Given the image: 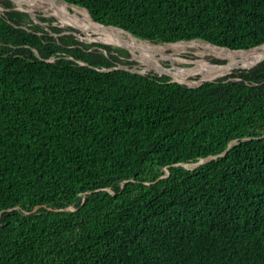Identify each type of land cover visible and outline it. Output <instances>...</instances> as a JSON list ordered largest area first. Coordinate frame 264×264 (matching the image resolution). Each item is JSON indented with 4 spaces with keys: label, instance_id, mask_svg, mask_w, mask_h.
<instances>
[{
    "label": "trees",
    "instance_id": "1",
    "mask_svg": "<svg viewBox=\"0 0 264 264\" xmlns=\"http://www.w3.org/2000/svg\"><path fill=\"white\" fill-rule=\"evenodd\" d=\"M60 1L156 45H264V0ZM0 7V264H264V62L189 87Z\"/></svg>",
    "mask_w": 264,
    "mask_h": 264
},
{
    "label": "bare ground",
    "instance_id": "2",
    "mask_svg": "<svg viewBox=\"0 0 264 264\" xmlns=\"http://www.w3.org/2000/svg\"><path fill=\"white\" fill-rule=\"evenodd\" d=\"M18 2H21V0H17ZM29 5H36L37 7L41 6L42 9L46 10V11H52L54 16H57L60 18L61 23L64 26H72L73 28H77V29H81L83 32H85V34H87V38L91 39V40H96L97 42H103L106 44H111L112 46H119V47H125L126 49H128L130 52L134 53V56L136 57L137 54L135 53L136 49L141 50L144 55L140 56L142 59H144L149 66L153 68H157L155 70H157V74L159 75H168L172 78H177L176 80L180 83H184L187 84L186 80L183 82V80L181 79H185L186 75L190 72H192V70H185V69H178L177 71H175V73L171 72L170 70H166V68H164L161 64L160 59L158 58V56H155V53H162L164 55H168V49L166 46H161V45H153L150 44L148 42H143L140 41L138 39H136L135 37L121 31V30H116V29H105L103 28L101 25L94 23L92 18L90 17V15H87L84 11H82L81 9H79V7L76 6H71L68 4H64L62 2H53L51 0H25ZM24 4V3H23ZM61 6H66L69 10H73V12H75V14H80L82 17H84V19L77 23L75 22L76 17L74 15H72L71 12H69L67 9L61 7ZM25 11L31 13V14H36V10L32 9L31 7H28L26 5V9ZM81 20V19H80ZM198 46H202L201 48L203 49V51L198 52L197 55L200 57H205L207 55H212L215 56L219 59H223V58H231L233 59V62L231 64L227 63L225 64H207L204 62H200L197 61V68H205L208 70V74L209 72H212L214 70H219L222 73H220L218 76H216L215 78L212 79H202L201 81H205V80H216L217 78H221L223 76H225L226 73H231L233 72L235 69H239L241 67H246L248 64L253 63L259 59H261L264 56V50H260V51H253L255 49L252 50H245V51H230L228 49L225 48H219L217 46H213L211 44L208 43H198L196 41H191V42H186V41H182L180 43H173L170 44L169 47L180 51V52H184L188 49V47H198ZM263 46H260L256 49L262 48ZM197 49V48H196ZM188 52V51H187ZM148 55H153L154 56V63L151 62L150 60H148L147 56ZM240 57H250L251 61L245 64H241L240 61H237V63H235L238 58ZM247 58V59H248ZM246 62V61H244ZM225 65V66H222ZM216 67H218V69H215ZM151 69V70H152ZM176 70V68H175ZM226 72V73H225ZM223 74V75H221ZM221 75V76H220ZM228 75V74H227ZM181 78V79H179Z\"/></svg>",
    "mask_w": 264,
    "mask_h": 264
},
{
    "label": "rangeland",
    "instance_id": "3",
    "mask_svg": "<svg viewBox=\"0 0 264 264\" xmlns=\"http://www.w3.org/2000/svg\"><path fill=\"white\" fill-rule=\"evenodd\" d=\"M28 7H31L32 9L36 10V13L41 15V16H43V17H50V18L56 19V22L53 23L54 26H59L61 28H73L72 26H69V25L68 26H64L61 23V20H60L59 17L52 15L53 14L52 11H46V10L42 9L41 6L37 7L36 5H32V4H30V6H28ZM61 7L67 9L69 12L72 13V15H74L76 17L75 22L79 23V22H81L84 19V17H82L80 14H75V12H73V10H71V9L69 10L66 6H61ZM45 26H47V25H45ZM47 28H49V27L47 26ZM73 29H75V28H73ZM79 30H80L81 34L80 33H76V32H72V31H66L64 34H74V35L77 36V38H79L83 42L103 43V42H97L96 40L94 41V40H91V39L87 38L88 37L87 34H85V32H83L81 29H79ZM140 41H143V40H140ZM195 41L198 42V43H201V42L203 43L204 42V41H200V40H195ZM143 42H148V41L144 40ZM188 42H191V41H188ZM148 43H150V42H148ZM177 43H180V42H177ZM204 43H207V42H204ZM150 44H152V43H150ZM170 44H173V43L158 44V45L167 47L169 56L164 55V54H162L160 52L159 53H155V56H158V58L161 61L162 66L164 68H166V70L168 69V70H170L173 73H175V71H177L178 69L192 70V72H190V73H188L186 75L185 79H181V78H179L177 76L179 79H181L183 81L186 80L187 81L186 83L191 82L192 84H190V85L185 84V85L190 86V87L198 86V84H197L198 81H201L202 79H208L209 76L211 74H213V73H217V74L222 73L219 70H214L212 72H209V74H208V70L207 69H205V68H197V64H196L197 61L201 60L200 62H204V63H207V64H215V63H212L214 60H221V61H224V62L227 61L230 64L233 62V59H231V58L219 59V58H217L215 56H212V55H207L205 57H201V56L199 57L197 55V53L203 51V49H202L203 47L202 46H198V47H194V48L193 47H188V49L186 51L180 52V51H177V50H174V49L170 48L169 47ZM153 45H156V44H153ZM114 48H122V47L114 46ZM127 50H125V51H127ZM127 52L130 54V58H126V59L123 58L125 61L137 63L134 66H137V68L140 71H142V72L146 71L147 73H150V74H152V73H156L157 74L158 71L155 70L157 68H153L152 69V67L149 66L148 63L144 59H142L140 57V56L144 55V53L141 50H139V49L135 50V53L137 54L136 57L134 56L133 52H130L129 50ZM147 58H148V60H150L151 62L154 63L155 59H154L153 55H148ZM247 58L246 57L245 58L244 57H240V58H238L237 60H234V61H236L235 63H237V61H240V63L243 65V64L248 63V62L251 61L250 57L248 59ZM244 61H246V62H244ZM175 68H176V70H175ZM215 69H218V67H216ZM237 70H240V69L237 68L234 71H237ZM227 74H230V73H226L225 75H227ZM221 75H223V74H221ZM171 79H173V78H171ZM186 167L189 168V169H193L192 165H186Z\"/></svg>",
    "mask_w": 264,
    "mask_h": 264
},
{
    "label": "water",
    "instance_id": "4",
    "mask_svg": "<svg viewBox=\"0 0 264 264\" xmlns=\"http://www.w3.org/2000/svg\"><path fill=\"white\" fill-rule=\"evenodd\" d=\"M9 1H11L15 6H16V8L14 9V10H17V11H22V12H26V13H28L30 16H31V18L35 21V22H37V23H43V22H41L39 19H38V14L36 13V14H31V13H29V12H27V11H25V9H26V5L25 4H23V3H21V2H18L17 0H9ZM51 1H53V2H63V1H60V0H51ZM63 3H65V2H63ZM66 4H68V3H66ZM68 5H70V4H68ZM71 6H74V5H71ZM76 7H78V6H76ZM79 8H81V7H79ZM82 9H84V8H82ZM84 10H86V9H84ZM4 11H5V9H2V8H0V13H4ZM87 12H88V10H86ZM88 14L90 15V13L88 12ZM91 17V16H90ZM93 20V19H92ZM93 22L94 23H96L94 20H93ZM98 24V23H97ZM103 28H105V29H116V30H121V31H123V32H125V33H127V34H129V35H131V36H133L134 37V35L133 34H131V33H129L128 31H126V30H124V29H121V28H119V27H116V26H113V25H101ZM75 29H77V28H75ZM77 30H79V29H77ZM123 49H126L125 47H123ZM51 60H55V59H51ZM262 62H264V56L261 58V59H259V60H257V61H255V62H253V63H250V64H248L246 67H241V69L242 70H251V69H253V68H255V67H257L259 64H261ZM84 64H86V63H84ZM228 64H230V63H227V65ZM222 66H225V65H222ZM113 69H117V70H123V71H128V72H131V73H136V74H140V75H149V76H154V77H161L162 75H159V74H150V73H147L146 71H144V72H142V71H140L138 68H137V66H134L133 64H124V63H119L116 67H114ZM102 71H106V70H102ZM165 77H169V78H171L170 76H168V75H165ZM173 81V80H172ZM215 80H205V81H198V86H201V85H203L204 83H206V82H214ZM174 82H176V81H174ZM179 83V82H178ZM237 144V141H235V142H233L231 145H230V147H232V146H234V145H236ZM229 151V149L223 154V155H225L227 152ZM218 156H214V157H208V158H205V159H203V160H201L199 163H194V164H190V165H192L193 166V169H197L198 167H200L201 165H203V164H205V163H207V162H209V161H212V160H214V159H216ZM184 166H186V165H184ZM72 210V209H71Z\"/></svg>",
    "mask_w": 264,
    "mask_h": 264
},
{
    "label": "clouds",
    "instance_id": "5",
    "mask_svg": "<svg viewBox=\"0 0 264 264\" xmlns=\"http://www.w3.org/2000/svg\"><path fill=\"white\" fill-rule=\"evenodd\" d=\"M0 8H2V7H0ZM15 8H16V6H15ZM14 8V9H15ZM2 9H4V8H2ZM6 11V10H5ZM4 11V12H5ZM38 16H39V14H38ZM92 18V17H91ZM97 23V22H96ZM99 24V23H98ZM99 25H102V24H99ZM77 30V29H76ZM79 32H77V33H80L81 34V32H80V30H78ZM135 37V36H134ZM136 38V37H135ZM136 39H138V38H136ZM140 40V39H139ZM193 41H195V40H193ZM201 41V40H200ZM212 45V44H211ZM214 46V45H213ZM263 46V45H262ZM218 47V46H217ZM260 47V46H259ZM219 48H221V47H219ZM256 48H258V47H256ZM256 48H253V49H256ZM121 49H123V48H121ZM225 49H227V48H225ZM124 50H127V49H124ZM228 50H230V49H228ZM250 50H252V49H250ZM128 51V50H127ZM230 51H232V50H230ZM240 51H245V50H240ZM213 63V62H212ZM132 64V63H131ZM135 64H137V63H135ZM135 64H133V65H135ZM216 64V63H215ZM225 64H226V62H225ZM216 65H218V64H216ZM240 70H242L241 68H239ZM242 71H248V70H242ZM234 72H232L230 75H232ZM227 76H229V75H227ZM225 77V76H224ZM223 78V77H222ZM170 80L172 81L173 79H171L170 78ZM219 80V79H218ZM215 81H217V80H215ZM214 81V82H215ZM172 82H174V80L172 81ZM176 82H178V81H176ZM181 84V83H180ZM185 85V84H184ZM190 87V86H189ZM197 87V86H196Z\"/></svg>",
    "mask_w": 264,
    "mask_h": 264
},
{
    "label": "flooded vegetation",
    "instance_id": "6",
    "mask_svg": "<svg viewBox=\"0 0 264 264\" xmlns=\"http://www.w3.org/2000/svg\"><path fill=\"white\" fill-rule=\"evenodd\" d=\"M21 1H22V3H24L25 5L30 6L25 0H21Z\"/></svg>",
    "mask_w": 264,
    "mask_h": 264
}]
</instances>
